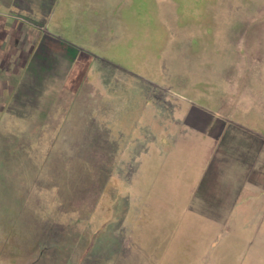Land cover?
I'll return each instance as SVG.
<instances>
[{"label":"rangeland","instance_id":"374dc122","mask_svg":"<svg viewBox=\"0 0 264 264\" xmlns=\"http://www.w3.org/2000/svg\"><path fill=\"white\" fill-rule=\"evenodd\" d=\"M0 264H264V0H0Z\"/></svg>","mask_w":264,"mask_h":264},{"label":"crops","instance_id":"0c3cea01","mask_svg":"<svg viewBox=\"0 0 264 264\" xmlns=\"http://www.w3.org/2000/svg\"><path fill=\"white\" fill-rule=\"evenodd\" d=\"M180 112H182V110H179V113L178 114H180ZM184 112H185V110H184ZM176 114H177V111H176ZM177 114V115H178ZM197 115L198 116H202L203 115V112H200V111H198L197 112ZM181 115H178V117H180ZM190 117H196V115L195 114H190ZM211 123L209 122V120H208V125H210ZM191 127H193V128H197V126L196 125H193V126H191ZM199 129V128H198ZM204 130H206V129H204ZM203 136H205L204 138H205V140H206V142L209 144L210 142H213L214 140L213 139H211L210 137H209V133L208 132H206V133H204V135ZM215 138V137H214ZM209 149H210V147H209ZM205 152L203 153V157H202V159H201V163L199 164L200 165V173H198L197 175H198V178L197 179H195V188H199V186L198 185H200V184H202L203 183V180L205 179V175L207 174V171H208V168H209V166H208V162H209V160H210V153L208 152L209 150L207 149V147H205ZM177 152V151H176ZM181 156V155H180ZM168 159H172V163H171V165L174 167V168H176L177 169V153H173L172 154V156H168L167 157ZM202 182V183H201ZM258 184V183H257ZM255 187H256V185H255ZM193 188V187H192ZM257 188V187H256Z\"/></svg>","mask_w":264,"mask_h":264}]
</instances>
